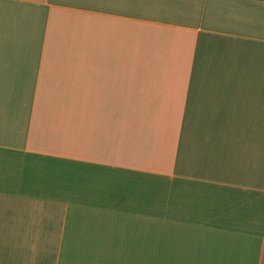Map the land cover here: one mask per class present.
<instances>
[{
	"label": "crops",
	"instance_id": "obj_1",
	"mask_svg": "<svg viewBox=\"0 0 264 264\" xmlns=\"http://www.w3.org/2000/svg\"><path fill=\"white\" fill-rule=\"evenodd\" d=\"M0 264H264V0H0Z\"/></svg>",
	"mask_w": 264,
	"mask_h": 264
},
{
	"label": "clouds",
	"instance_id": "obj_2",
	"mask_svg": "<svg viewBox=\"0 0 264 264\" xmlns=\"http://www.w3.org/2000/svg\"><path fill=\"white\" fill-rule=\"evenodd\" d=\"M5 7H8L7 5ZM69 43L75 46L77 49H83L89 53L90 59H93V55L97 48H104L107 51L113 49H121L124 44L131 47L134 44V39L132 37H121L118 33L107 32L103 29H91V30H81L74 33L69 37ZM105 78L98 86L101 91L106 87H119L123 83L122 77L117 80L112 79V69L106 66L102 70Z\"/></svg>",
	"mask_w": 264,
	"mask_h": 264
}]
</instances>
